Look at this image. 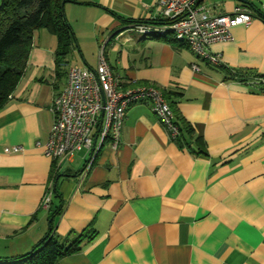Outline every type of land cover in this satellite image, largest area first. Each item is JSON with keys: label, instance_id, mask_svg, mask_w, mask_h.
Returning <instances> with one entry per match:
<instances>
[{"label": "crops", "instance_id": "obj_1", "mask_svg": "<svg viewBox=\"0 0 264 264\" xmlns=\"http://www.w3.org/2000/svg\"><path fill=\"white\" fill-rule=\"evenodd\" d=\"M241 3L252 19L232 27L230 41L208 47L219 53L217 65L184 42L144 38L130 27L160 18L156 0H65L75 64L60 73L56 36L34 31L26 70L0 110V260L29 252L52 226L62 240L95 234L56 264H264V91L226 76L227 69L264 73V0L206 4L228 13ZM101 48L123 87L152 85L165 94L191 126L190 149L170 138L147 101L134 102L117 146L106 139L91 158L84 151L76 160L78 151L57 161L53 190V160L35 141L68 68L94 69Z\"/></svg>", "mask_w": 264, "mask_h": 264}, {"label": "built area", "instance_id": "obj_2", "mask_svg": "<svg viewBox=\"0 0 264 264\" xmlns=\"http://www.w3.org/2000/svg\"><path fill=\"white\" fill-rule=\"evenodd\" d=\"M156 10L162 23L134 22L130 27L144 38H168L171 34L170 39L184 42L195 54L215 65L220 64V55L208 51V47L230 41L231 28L247 25L252 19L250 9L242 4L228 13H214L204 0H156ZM191 68L197 69L195 65ZM143 100L169 135L175 136L178 130L173 113L161 90L152 85L123 87L112 74L101 48L94 69L77 65L68 68L65 85L52 99L49 126L35 146L58 162L82 150L89 152L91 158L106 139L115 148L126 107ZM89 167L87 161L81 174H86ZM51 192L48 188L43 196L44 207H48Z\"/></svg>", "mask_w": 264, "mask_h": 264}, {"label": "trees", "instance_id": "obj_3", "mask_svg": "<svg viewBox=\"0 0 264 264\" xmlns=\"http://www.w3.org/2000/svg\"><path fill=\"white\" fill-rule=\"evenodd\" d=\"M64 1H0V110L8 103L11 94L26 70L35 30L43 28L56 36L57 45L54 50V58L56 70L59 73L68 63L76 42L64 16ZM246 2L249 3V1ZM241 4L246 5V3ZM152 22L160 24L162 20L157 18L148 21H135V23ZM172 42L176 41L172 40ZM226 76L245 84L252 83L255 88L254 91H264V73H259L253 69H227ZM162 94L165 95L163 92ZM170 108L173 113V122L178 130V133L173 137L170 136V138L179 147L190 149L186 136H190L191 126L179 117L171 106ZM58 170L57 161L53 160L50 176L53 190H55L54 185L57 178L61 175ZM94 235L92 231L83 230L74 234L70 241L67 238L62 240L54 234L53 227L50 226L47 235L33 249L5 261L10 262L11 259H14V264H56L62 256L79 251L84 244L93 239ZM5 261L0 260V264H6Z\"/></svg>", "mask_w": 264, "mask_h": 264}, {"label": "rangeland", "instance_id": "obj_4", "mask_svg": "<svg viewBox=\"0 0 264 264\" xmlns=\"http://www.w3.org/2000/svg\"><path fill=\"white\" fill-rule=\"evenodd\" d=\"M0 1H1V0H0ZM212 1H213V0H204V3H212ZM256 1H257V0H250V2L253 3V4H255V5L257 4ZM257 5H258V4H257ZM168 38H169V39L172 38V35H171V34L168 35ZM69 63H70V64H75V62L73 61V59H71L70 57H69V59H68V63H67V64H69ZM83 152H84V151L82 150V151L76 153L75 159L77 160L78 156L82 155Z\"/></svg>", "mask_w": 264, "mask_h": 264}]
</instances>
